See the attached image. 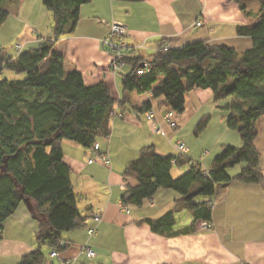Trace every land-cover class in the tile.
<instances>
[{
    "label": "crops",
    "instance_id": "1",
    "mask_svg": "<svg viewBox=\"0 0 264 264\" xmlns=\"http://www.w3.org/2000/svg\"><path fill=\"white\" fill-rule=\"evenodd\" d=\"M26 1L5 2L9 13L0 29L16 26L18 30L1 48L10 56L37 47L49 34V11L46 26L22 30L23 22L17 17L25 15ZM245 4L249 16L234 0H91L81 6L75 31L63 35L54 49L64 56L66 71L81 72L87 85L107 83L117 99V113L111 120L110 136L98 139L97 153L106 154L109 164L90 163L91 151L75 141L62 143L84 224L62 233L67 246L60 252V260H69L70 264H264V189L260 184L220 183L213 196L198 198L212 205L207 227L202 218L192 225L194 211L181 206V195L173 189H160L142 206L129 205V212L124 210L122 194L128 184H136L135 179L124 177V171L143 147L154 145L162 155H183L208 170L224 145L241 147L243 141L239 132L227 125L226 106L233 97L215 101L212 89L195 87L186 95L184 112L175 113L177 125L173 127L167 121L165 107H160L164 97L153 98L151 92H125L122 72L110 70L111 55L101 46V40L109 34V23L116 20L126 25L131 45L144 44L136 51L144 59H150L163 40L175 48L206 41L244 52L253 41L239 35L237 28L253 25L261 16L260 0H246ZM16 38L22 44L20 51L13 45ZM130 70L126 65L123 73ZM149 100L156 110L153 120L141 110ZM207 116V127L197 133L198 123ZM176 141L187 147L183 154L174 148ZM255 144L264 174V117L258 122ZM244 165L230 168V175H236ZM189 167L190 162L174 165L172 175L178 177ZM169 210L175 211L174 231L179 233L154 231L146 220L159 218ZM95 212L101 215L99 221L93 217ZM37 230V220L28 205L21 203L3 223L0 264H20L24 256L38 249ZM88 247L94 250V257L88 255ZM41 250L46 264L59 261L50 257L52 249L48 245Z\"/></svg>",
    "mask_w": 264,
    "mask_h": 264
},
{
    "label": "trees",
    "instance_id": "2",
    "mask_svg": "<svg viewBox=\"0 0 264 264\" xmlns=\"http://www.w3.org/2000/svg\"><path fill=\"white\" fill-rule=\"evenodd\" d=\"M6 1L0 0V27L9 13ZM90 1L43 0L51 13L49 34L37 47L18 50L17 56L0 48V240L3 223L21 203L28 205L38 222L39 248L24 256L20 264H46L41 247L48 245L51 252H61L67 246L62 233L84 224L62 143L75 141L98 154L94 146L99 138L110 136L111 120L117 113V99L107 83L87 85L81 72L66 71L64 56L54 49L63 35L75 31L81 6ZM234 1L251 15L246 0ZM260 5L259 20L237 28L239 35L253 41L244 52L206 41L157 48L150 59L137 56V50L128 52L124 62L131 70L119 71L125 92L163 96L160 107L178 114L184 112L186 95L195 87L212 89L215 101L233 97L226 106L227 125L239 132L243 145H224L208 170L183 155H162L154 145L143 147L125 168L124 177L135 179L136 184L127 185L121 198L123 206H142L158 190L173 189L181 195V206L194 211L192 225L201 218L210 224L212 205L198 198L213 196L218 184L238 181L260 184L264 189L261 154L255 144L258 122L264 117V0ZM144 63L146 68L139 73ZM5 70L25 74V78L2 77ZM151 108L149 100L141 110ZM209 119L204 117L198 123L197 133L207 127ZM189 162L187 171L178 177L172 175L174 165ZM241 163L245 165L240 171L230 175L228 170ZM198 209L203 212L197 213ZM146 221L164 235L179 233L174 231V210Z\"/></svg>",
    "mask_w": 264,
    "mask_h": 264
},
{
    "label": "built area",
    "instance_id": "3",
    "mask_svg": "<svg viewBox=\"0 0 264 264\" xmlns=\"http://www.w3.org/2000/svg\"><path fill=\"white\" fill-rule=\"evenodd\" d=\"M109 29H110L109 34L104 39L101 40V46H102V48L107 50L109 52V54L111 55V62L109 65L110 70H112L114 72L123 71V68L125 67L124 61H125V58H126L128 52L131 50H139L140 48L144 47V44L131 45L127 39L128 29H127L126 25L122 22L112 20L109 23ZM170 47H172V45L168 41L160 43L157 45V48H164L165 50H167ZM16 48H18L20 50L22 48L21 44H18L16 46ZM145 68H146V66L142 67L139 70V73H142ZM146 115H147L149 120H153L156 116V110L154 108H151L150 110H148L146 112ZM166 118H167V121L170 123L171 126L175 127L177 125L176 120H175V112L168 111L166 114ZM173 146L176 149V151L179 152L180 154H183L187 150V147L181 141H176L173 144ZM98 147H99V145H98V143H96L94 146V149L98 150ZM89 162L90 163L100 162L103 164H109L110 160H109V157L103 153V154H93L90 157ZM123 207H124V210L126 212H129V209L126 206H123ZM93 217H94V219H96L98 221L101 219V215L99 212L93 213ZM203 225H204V227H207L208 223L203 222ZM90 231L93 232V230H90ZM62 244H63V242H61L60 245H62ZM86 250H87V253L90 257L95 256V252L91 247H88ZM50 257L59 259L60 258V252L58 250H53L50 253ZM56 264H70V261L59 259V261Z\"/></svg>",
    "mask_w": 264,
    "mask_h": 264
},
{
    "label": "rangeland",
    "instance_id": "4",
    "mask_svg": "<svg viewBox=\"0 0 264 264\" xmlns=\"http://www.w3.org/2000/svg\"><path fill=\"white\" fill-rule=\"evenodd\" d=\"M23 10H24V13L26 12L25 15L21 14V16L17 17L24 24V25L22 24V30L23 31H27L30 27L33 29L37 28L36 26L44 27L49 22V19H48L49 18V12H48L47 8L45 7V5L43 4V0H27L24 4ZM15 18H16V16H15ZM50 21H52V19H50ZM28 22L30 23L29 27L27 25ZM37 29H39V28H37ZM17 32H18V30H17L16 26H12V28L8 27L7 29H5V28L0 29V48H2L3 43L5 44V43H9V41L11 42V40L13 39V36ZM16 42H18V43H16ZM18 44H19V38H16V40H14V42H13V45L16 46ZM6 45H3V46L5 47ZM21 46H22V44H21ZM17 50H19V49L17 48ZM2 77H7L9 79H18V78L22 79V78H25V74H20V73H17L15 71H11V70H5L2 74ZM193 128H194V126H193ZM194 129H193V131H194ZM177 169H178L177 167H174V170H177Z\"/></svg>",
    "mask_w": 264,
    "mask_h": 264
},
{
    "label": "water",
    "instance_id": "5",
    "mask_svg": "<svg viewBox=\"0 0 264 264\" xmlns=\"http://www.w3.org/2000/svg\"><path fill=\"white\" fill-rule=\"evenodd\" d=\"M146 66V64L144 63V64H142V67H145Z\"/></svg>",
    "mask_w": 264,
    "mask_h": 264
}]
</instances>
